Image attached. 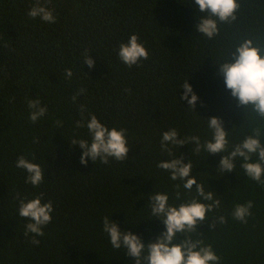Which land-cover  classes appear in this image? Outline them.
<instances>
[{"label":"trees","instance_id":"16d2710c","mask_svg":"<svg viewBox=\"0 0 264 264\" xmlns=\"http://www.w3.org/2000/svg\"><path fill=\"white\" fill-rule=\"evenodd\" d=\"M36 2L0 0V264H134L123 249L112 248L104 216L145 244L155 242L166 229L151 216L147 197L166 192L170 203L181 202L175 201L178 182L156 167L171 158L160 150L162 133L175 128L179 139L195 134L206 141L212 117L228 133L226 152L196 155L188 144L173 152L192 161L193 175L221 204L174 242L203 241L220 264H264V186L245 174L241 157L233 171H219L222 156L246 137L259 132L264 144V117L251 104L239 105L217 74L219 65L234 62L245 41L264 55V0H236L235 19L228 21L200 12L194 0H40L55 23L28 16ZM201 17L215 19L218 34L208 38L198 32ZM132 34L149 58L129 68L118 51ZM85 51L93 68L83 64ZM68 68L71 79L65 77ZM186 79L199 97L194 111L183 99ZM81 88L86 92L73 102ZM29 99L48 109L36 123L29 119ZM80 105L87 108L86 118L92 113L109 129L127 130L126 161L80 163L83 150L70 141L91 142L87 128L76 127ZM251 155L256 162L257 154ZM20 156L45 171L39 187L26 183L27 172L16 167ZM17 193L26 201L43 193L42 202L53 203L52 222L36 237L38 246L24 235L29 221L18 215ZM183 196L191 199L195 190ZM249 200L247 223L235 220V206Z\"/></svg>","mask_w":264,"mask_h":264},{"label":"clouds","instance_id":"9594fccd","mask_svg":"<svg viewBox=\"0 0 264 264\" xmlns=\"http://www.w3.org/2000/svg\"><path fill=\"white\" fill-rule=\"evenodd\" d=\"M194 5L200 12H209L211 16L218 17L220 21L235 19L237 8L236 0H194ZM28 16L39 17L46 23H55L56 17L53 11L42 5L40 0L28 11ZM196 30L208 38L214 37L219 32L215 19L201 17L196 26ZM83 64L89 68L95 66V61L91 55L85 51ZM119 59L129 68L139 65L142 60L149 58L148 49L140 42L136 34H132L127 42L121 43L118 51ZM224 80L226 88L231 90V95L238 99L239 105H253L255 111L264 117V55L258 48L253 46L251 40L243 42L237 49L234 62H226L219 65L218 73ZM73 71L71 68L65 69V77L71 79ZM184 95L183 99L191 105L190 109L195 110L198 95L193 86L186 79L181 85ZM131 91V89H126ZM86 92L81 88L73 95L75 102L79 95ZM27 106L30 109L29 119L36 123L44 117L48 109L43 106L39 99H29ZM80 115L82 119L76 121L77 128L86 127L91 137V142L87 139H73V146L79 145L83 150L80 163L87 166L89 159L95 163L97 160L102 164H109L110 159L124 162L128 159L130 147L126 137V129L113 127L109 129L95 114L89 113L90 118L85 117L87 108L80 105ZM57 126L62 122L57 121ZM207 127L211 130V139L202 141L199 135H184L179 139L180 133L175 128L164 131L160 140V150L167 154L170 159L160 160L156 167L169 174V179L175 183V201L180 203H170V196L166 192H152L148 197V206L151 216L158 218L164 225L163 231L155 240L145 244L138 234L131 231L121 230L119 224L113 221L109 215L104 216L102 225L103 232L108 237L113 249L124 250V253L134 258V264H220V257L216 254L211 245L202 246L203 241H193L186 238L179 243H175L177 235L190 233L197 229L200 222L204 221L207 213L221 204L215 193L206 190L203 182H199L197 176L193 175L192 161L184 162L178 152H173V148L179 149L183 145H194L193 154L199 155L202 151L210 155H219L227 151L229 144L228 133L223 126V122L218 117H212L207 121ZM259 132L256 135L246 137L242 143L222 156L219 163L220 172H231L235 169V160L243 158L241 167L245 174L253 181L264 186V165L259 161L264 160V144L259 139ZM257 154L256 162L252 161V155ZM16 167L27 172L26 183L33 187L39 185L45 179V171L41 165L20 156L16 161ZM182 189V190H181ZM195 196L185 200L184 193H192ZM19 200L18 215L27 219L24 235L30 237L34 245H39L44 228L52 222L54 211L51 201L42 202L43 193L31 200H25L17 193ZM211 201L212 203H205ZM253 202L249 200L245 204H237L232 212V217L242 223H247V217L251 216ZM225 222V218H220ZM31 234V236H30Z\"/></svg>","mask_w":264,"mask_h":264}]
</instances>
